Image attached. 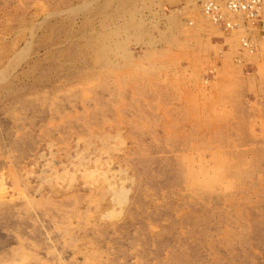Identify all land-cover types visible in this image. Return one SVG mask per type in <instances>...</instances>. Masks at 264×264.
<instances>
[{
    "label": "rangeland",
    "instance_id": "obj_1",
    "mask_svg": "<svg viewBox=\"0 0 264 264\" xmlns=\"http://www.w3.org/2000/svg\"><path fill=\"white\" fill-rule=\"evenodd\" d=\"M204 0H0V264H264V38Z\"/></svg>",
    "mask_w": 264,
    "mask_h": 264
},
{
    "label": "built area",
    "instance_id": "obj_2",
    "mask_svg": "<svg viewBox=\"0 0 264 264\" xmlns=\"http://www.w3.org/2000/svg\"><path fill=\"white\" fill-rule=\"evenodd\" d=\"M200 8L224 33H241L240 50L255 54L264 38V0H204Z\"/></svg>",
    "mask_w": 264,
    "mask_h": 264
}]
</instances>
